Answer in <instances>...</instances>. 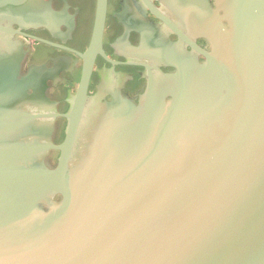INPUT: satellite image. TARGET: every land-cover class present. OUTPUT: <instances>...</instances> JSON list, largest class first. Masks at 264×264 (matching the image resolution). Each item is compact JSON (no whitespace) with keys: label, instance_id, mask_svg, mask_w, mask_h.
<instances>
[{"label":"water","instance_id":"95a60500","mask_svg":"<svg viewBox=\"0 0 264 264\" xmlns=\"http://www.w3.org/2000/svg\"><path fill=\"white\" fill-rule=\"evenodd\" d=\"M27 2L0 0V264H264V0H192L205 63L140 106L89 101L86 71L52 170Z\"/></svg>","mask_w":264,"mask_h":264},{"label":"flooded vegetation","instance_id":"af4514ba","mask_svg":"<svg viewBox=\"0 0 264 264\" xmlns=\"http://www.w3.org/2000/svg\"><path fill=\"white\" fill-rule=\"evenodd\" d=\"M27 1L26 12L35 20L25 27L13 24L12 30L23 51L20 77L38 81L50 104L52 148L44 158L50 170L57 166L56 147L65 139L67 116L86 71L89 101L121 97L140 106L150 83L156 94L165 78L176 74L178 59L205 63V38H194L188 24L192 0ZM208 2L214 9V0ZM92 108H83L82 118Z\"/></svg>","mask_w":264,"mask_h":264}]
</instances>
